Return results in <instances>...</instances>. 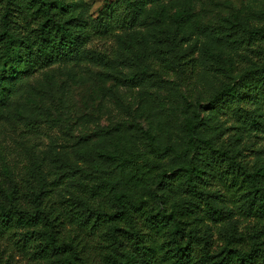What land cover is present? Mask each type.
Listing matches in <instances>:
<instances>
[{
	"label": "trees",
	"instance_id": "trees-1",
	"mask_svg": "<svg viewBox=\"0 0 264 264\" xmlns=\"http://www.w3.org/2000/svg\"><path fill=\"white\" fill-rule=\"evenodd\" d=\"M139 2L106 0L100 18L90 20L62 0H0V105L41 70L77 60L93 37L135 26ZM240 27L226 35L235 49L264 43V27L250 26L248 36ZM182 41L166 37L127 80L156 85L177 76L191 88L200 61ZM256 52L258 69L220 86L207 102L187 99L196 110L173 168L116 143L58 153L59 164L47 170L35 160L31 179L22 181L4 165L0 264H264V167L206 137L202 115L264 96V53ZM79 160L95 161L94 183L64 191L81 172Z\"/></svg>",
	"mask_w": 264,
	"mask_h": 264
},
{
	"label": "rangeland",
	"instance_id": "rangeland-1",
	"mask_svg": "<svg viewBox=\"0 0 264 264\" xmlns=\"http://www.w3.org/2000/svg\"><path fill=\"white\" fill-rule=\"evenodd\" d=\"M62 1L90 20L100 18L106 5V0ZM138 8L142 14L135 26L118 24L110 34L93 37L77 60L41 70L12 101L0 105V180L6 179L4 165L22 181L31 179L35 160L47 170L59 164L58 153L113 143L173 168L176 153L188 145L185 125L196 110L187 99L207 102L220 86L258 69L256 49L264 53V43L253 40L249 48L235 49L234 38L226 35L237 26L247 36L250 26L264 27V0H140ZM168 36L183 39V49L200 61L192 87L177 76L156 85L129 82ZM202 115L206 137L264 167V96ZM94 165V160H79L81 172L62 189L84 192L97 175Z\"/></svg>",
	"mask_w": 264,
	"mask_h": 264
}]
</instances>
